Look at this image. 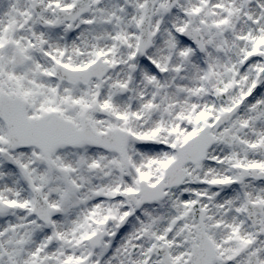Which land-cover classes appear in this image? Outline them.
Segmentation results:
<instances>
[{"label":"snow or ice","instance_id":"obj_1","mask_svg":"<svg viewBox=\"0 0 264 264\" xmlns=\"http://www.w3.org/2000/svg\"><path fill=\"white\" fill-rule=\"evenodd\" d=\"M0 264H264V0H0Z\"/></svg>","mask_w":264,"mask_h":264}]
</instances>
